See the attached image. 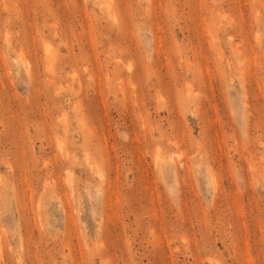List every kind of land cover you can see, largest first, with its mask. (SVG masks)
I'll use <instances>...</instances> for the list:
<instances>
[{
    "label": "rangeland",
    "instance_id": "obj_1",
    "mask_svg": "<svg viewBox=\"0 0 264 264\" xmlns=\"http://www.w3.org/2000/svg\"><path fill=\"white\" fill-rule=\"evenodd\" d=\"M0 264H264V0H0Z\"/></svg>",
    "mask_w": 264,
    "mask_h": 264
}]
</instances>
